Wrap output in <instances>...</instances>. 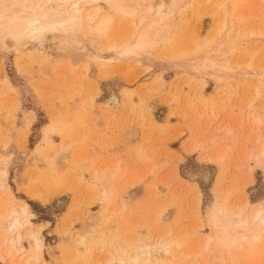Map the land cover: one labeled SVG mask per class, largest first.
<instances>
[{"label":"rangeland","instance_id":"1","mask_svg":"<svg viewBox=\"0 0 264 264\" xmlns=\"http://www.w3.org/2000/svg\"><path fill=\"white\" fill-rule=\"evenodd\" d=\"M76 1L0 0V264H264V0Z\"/></svg>","mask_w":264,"mask_h":264},{"label":"bare ground","instance_id":"2","mask_svg":"<svg viewBox=\"0 0 264 264\" xmlns=\"http://www.w3.org/2000/svg\"><path fill=\"white\" fill-rule=\"evenodd\" d=\"M54 1H56V2H61V1H64L65 2V4L66 3H68L69 2V4H68V6H69V10H67V12H66V15H65V17H63L62 18V20L61 21H56V20H46V22H44V21H41V20H38V18H35V19H33V20H29V21H26V22H23V23H21V24H17L16 26H17V28L15 29L14 27L12 28V30H11V28H10V32H9V30L7 31V32H9L8 34L10 35V37L12 36V38H15V36L16 35H18V33H20V35H21V33H23V35L24 34H26V35H28V34H33V32H36L37 34H38V32H43V31H45V30H48L47 28H55L56 30H57V28L59 27V29H62V30H68V28H71L72 29V27L73 26H75L76 24L77 25H79L80 24V19H82V20H85V22H92V26H90V29L91 30H93V31H95V32H100V31H102L104 28H105V26H106V24H107V20L106 19H102L101 21H98V22H94V15L97 13V11H98V9H97V7H96V5L94 6V8L91 10V12H85L84 11V8L82 7V6H80L79 4H78V2L76 1V0H54ZM91 1H93V2H96V0H90V2ZM89 2V3H90ZM118 7H120L121 8V10H120V8H119V10H118ZM122 7H124L123 5L121 6H118V4L116 5V8H117V10L118 11H121L122 12V10H123V8ZM126 8V10L128 9L127 7H125ZM124 8V9H125ZM130 11V10H129ZM151 11V7L148 9V12H150ZM123 13H126L125 12V10H123ZM77 29V28H76ZM69 31V30H68ZM35 33V34H36ZM31 34V35H32ZM19 36V35H18ZM30 36V35H29ZM140 37V36H139ZM142 38V37H141ZM137 41H138V43H140V41H141V39H139L138 37H137ZM147 43H145V45H146ZM148 45V44H147ZM145 46V48L146 47H148V46ZM140 46H142V45H140ZM135 48H138V47H135ZM145 48H143L142 47V49L143 50H145ZM124 49H126L125 50V52L128 50L129 52L130 51H135V50H129V49H127L126 47H124ZM142 49L140 48L139 50L140 51H142ZM127 51V52H128ZM148 77V76H147ZM114 95V94H113ZM111 97V96H110ZM109 97V98H110ZM110 100H111V102H116V99L114 98V97H111L110 98ZM109 101V100H108ZM28 121H29V119H28ZM20 207L19 208H21V212L24 214V215H26V216H31V213L29 212V208H28V205L26 204V203H21V205H19ZM14 213V212H13ZM12 214V213H11ZM15 215V214H14ZM17 215V214H16ZM260 215V212H257L255 215H254V217H253V220H255V219H258V216ZM11 216H13V214L11 215ZM10 216V217H11ZM25 216V217H26ZM261 216V215H260ZM9 217V218H10ZM17 217H15V219H12V221L13 222H15V224H17L16 222V219ZM262 220H264V219H262ZM20 221V220H19ZM13 222H11V223H9V224H11V226H10V228H12L13 226V228H17L16 226H15V224L13 223ZM25 222H27V221H25ZM22 223H24V222H22ZM240 224H244L245 223V221H240L239 222ZM8 224V225H9ZM18 225V227H19V225L20 224H17ZM21 227H22V225H21ZM7 228H8V226H7ZM9 228V229H10ZM11 231V230H10ZM34 231V230H33ZM32 231V232H33ZM29 233H30V235L28 234V232H27V235H29L28 236V238H31V239H29L31 242L29 243L30 245H32L33 246V248L35 249V251L36 250H40L41 249V247H42V240L40 239V237H39V230L37 229V230H35V232H33V233H31L30 231H29ZM34 251V252H35ZM35 254H37V253H35ZM39 255V254H38ZM37 255V256H38ZM140 255V254H139ZM142 255H144V253L142 254ZM37 256H36V259H35V261L37 260ZM138 257V256H137ZM133 260V263L132 264H137L138 262H137V258H134V259H132ZM147 259H145V261H146ZM144 261H142L141 263H143ZM139 263H140V261H139Z\"/></svg>","mask_w":264,"mask_h":264}]
</instances>
